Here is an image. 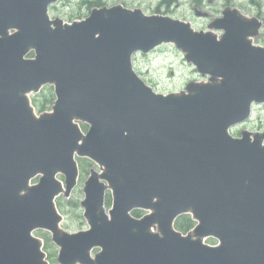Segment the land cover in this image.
I'll return each mask as SVG.
<instances>
[{"label": "water", "instance_id": "obj_1", "mask_svg": "<svg viewBox=\"0 0 264 264\" xmlns=\"http://www.w3.org/2000/svg\"><path fill=\"white\" fill-rule=\"evenodd\" d=\"M56 2L0 0V264H49L38 229L60 264H264V133L229 132L264 104L261 22L228 7L209 26L219 39L122 5L64 23L50 19ZM169 43L209 82L168 95L147 85L134 54ZM46 85L53 112L37 117L30 95ZM76 154L101 173L85 182L89 230L69 233L55 199L77 185ZM187 214L197 224L184 235L174 224Z\"/></svg>", "mask_w": 264, "mask_h": 264}, {"label": "rangeland", "instance_id": "obj_2", "mask_svg": "<svg viewBox=\"0 0 264 264\" xmlns=\"http://www.w3.org/2000/svg\"><path fill=\"white\" fill-rule=\"evenodd\" d=\"M85 2L87 4L85 5ZM100 2L101 7H111L115 5H123L129 9H142L147 14L155 13V10L161 9L176 19H180L192 24V27L197 31H213L219 37L222 36V31L210 30L209 24L216 18L222 16L223 11L227 8H236L247 17H257L264 22V0H256V4L252 5L250 0H69L65 5H61L59 19L66 23H71L73 20H80L89 15L91 10L95 8L92 4ZM165 3H169L167 5ZM200 4L198 10L205 11L210 15L209 19L197 17L192 10L194 4ZM253 43L264 47V26L258 37L253 39ZM134 69L136 72L150 85L156 92L162 94L180 93L186 90V87L191 82H207L208 77L201 76L196 68L188 63L184 54L174 45H163L149 55L137 54L134 58ZM54 94V88L48 86ZM46 91V93L49 92ZM40 94L31 96L32 101L38 100ZM36 96V97H34ZM51 99V98H50ZM55 100H50L48 108L43 111L36 109L38 115L49 113L52 111ZM247 130L253 133H264V105H257L253 110V118L246 124L238 125L231 130L234 137L241 136V132ZM83 158H77L80 167V180L77 187L72 192L69 198L61 196L57 199V206L60 213L64 216L62 227L70 232L75 233L89 229L87 220L84 218V209L81 206L85 198L84 183L90 176L92 171L101 172L100 168L88 160L83 162ZM84 166V170L83 167ZM64 181L63 177H60ZM105 207L108 211L112 207V197L107 195ZM35 235L41 238L46 244L49 240V246L45 248L49 256L50 264H58L57 256L59 249L52 242V236L46 231H36ZM207 244L216 245L217 240L207 239ZM97 250L93 252L95 254ZM50 255H54L51 259ZM53 260V261H52Z\"/></svg>", "mask_w": 264, "mask_h": 264}, {"label": "trees", "instance_id": "obj_3", "mask_svg": "<svg viewBox=\"0 0 264 264\" xmlns=\"http://www.w3.org/2000/svg\"><path fill=\"white\" fill-rule=\"evenodd\" d=\"M48 90H49V88H46V90L42 94L43 97H40L38 100H34V103L39 108V110H44V109L48 108L50 100L52 101L54 98L52 90H49V92L46 93V91H48ZM82 127L84 128V130H86V128H87L86 125H82ZM142 213L143 212H141V211H136V212H134V215L136 217H140L142 215ZM194 224L195 223L192 221L191 217L188 215H185V216L180 217L176 221V228L182 232H188L194 227ZM48 246H49V240H47V242H46V248ZM50 256H51L50 257L51 259L54 257V255H50Z\"/></svg>", "mask_w": 264, "mask_h": 264}, {"label": "flooded vegetation", "instance_id": "obj_4", "mask_svg": "<svg viewBox=\"0 0 264 264\" xmlns=\"http://www.w3.org/2000/svg\"><path fill=\"white\" fill-rule=\"evenodd\" d=\"M66 1H69V0H60L58 4H55V5L51 6V8H50L51 15L54 16V17L58 16L59 12L61 11V7L60 6L61 5L64 6ZM193 1H195V0H193ZM86 4H87V2H85V5ZM199 6H200L199 3L198 4H194L193 7H192L193 12H196L197 9L199 8ZM169 12L170 11L165 12V13H169ZM155 13H164V11L161 10V9H157V10H155Z\"/></svg>", "mask_w": 264, "mask_h": 264}]
</instances>
